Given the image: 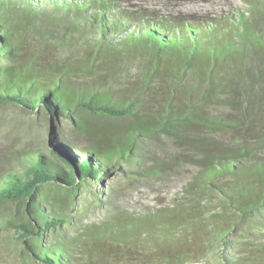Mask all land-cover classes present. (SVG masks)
I'll return each mask as SVG.
<instances>
[{"label":"trees","instance_id":"obj_1","mask_svg":"<svg viewBox=\"0 0 264 264\" xmlns=\"http://www.w3.org/2000/svg\"><path fill=\"white\" fill-rule=\"evenodd\" d=\"M244 2L200 20L117 0H0V104L42 112L50 125L0 168V203L14 205L0 231L13 229L42 264H110L132 247L148 257L207 236L224 264H264V0ZM95 116L126 123L114 131ZM159 136L182 150L155 160L143 143ZM147 157V176L196 167L185 198L114 207L80 228L69 214L79 189ZM175 254L173 264L185 262Z\"/></svg>","mask_w":264,"mask_h":264},{"label":"rangeland","instance_id":"obj_2","mask_svg":"<svg viewBox=\"0 0 264 264\" xmlns=\"http://www.w3.org/2000/svg\"><path fill=\"white\" fill-rule=\"evenodd\" d=\"M117 1L122 6L144 10L156 16H180L200 20L209 16L230 15L246 10L244 0ZM91 119L114 131L121 130L126 123V120L109 118L105 120L96 116ZM47 127L50 125L42 112H32L12 104H0V168L9 165L7 157L11 151L37 146L46 137ZM52 130L54 133V129ZM85 142V140H81L80 144ZM143 147L148 155H154V159L159 161L162 159L169 161L182 150L178 142L163 136L146 140ZM66 156L71 158V155ZM153 161L152 158L147 157L137 160L133 165L121 164L111 172L110 176H105L103 184L97 182L91 186L80 188L69 214L82 228L86 223L101 221L108 211L107 209L122 207L131 211H143L167 206L182 197L185 198L184 195L189 189L196 167L185 163L176 164L157 176L143 174V168ZM50 188V192L56 191L55 188ZM205 196L213 197L210 193ZM97 197L109 198L110 208H102L101 204L99 205L97 202ZM204 201L209 202L207 198H204ZM209 205L214 211L221 209L217 200L210 201ZM13 209L14 205L11 202L0 203V217L11 215ZM233 239L242 240L241 237ZM163 250L166 252L163 253ZM163 250H153L150 256L146 257L144 251L132 247L129 252L117 257L114 262L110 260V264L112 262L113 264H173L175 253L185 256L186 260L181 264H224L222 248L215 239L208 236L190 238L179 246ZM101 263L90 261V264ZM0 264L42 263L27 255L13 229H4L0 231Z\"/></svg>","mask_w":264,"mask_h":264},{"label":"water","instance_id":"obj_3","mask_svg":"<svg viewBox=\"0 0 264 264\" xmlns=\"http://www.w3.org/2000/svg\"><path fill=\"white\" fill-rule=\"evenodd\" d=\"M27 110V109H26ZM30 111V110H29ZM48 117H49V119L52 121V122H54L55 121V117L53 116V115H51V114H49L48 115ZM68 163H70L71 162V160L69 159V158H67V160H66ZM55 188V187H54Z\"/></svg>","mask_w":264,"mask_h":264}]
</instances>
